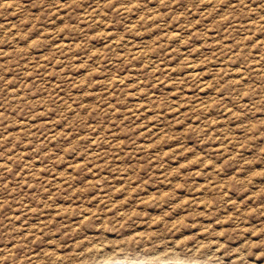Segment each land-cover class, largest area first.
I'll return each mask as SVG.
<instances>
[{
	"label": "rangeland",
	"instance_id": "obj_1",
	"mask_svg": "<svg viewBox=\"0 0 264 264\" xmlns=\"http://www.w3.org/2000/svg\"><path fill=\"white\" fill-rule=\"evenodd\" d=\"M0 264H264V0H0Z\"/></svg>",
	"mask_w": 264,
	"mask_h": 264
},
{
	"label": "bare ground",
	"instance_id": "obj_2",
	"mask_svg": "<svg viewBox=\"0 0 264 264\" xmlns=\"http://www.w3.org/2000/svg\"><path fill=\"white\" fill-rule=\"evenodd\" d=\"M192 69V68H191Z\"/></svg>",
	"mask_w": 264,
	"mask_h": 264
}]
</instances>
